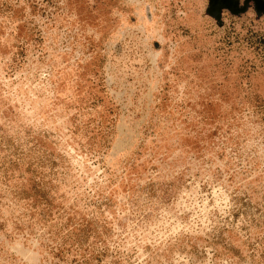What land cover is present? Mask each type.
Instances as JSON below:
<instances>
[{
    "label": "rangeland",
    "instance_id": "rangeland-1",
    "mask_svg": "<svg viewBox=\"0 0 264 264\" xmlns=\"http://www.w3.org/2000/svg\"><path fill=\"white\" fill-rule=\"evenodd\" d=\"M0 264H264V0H0Z\"/></svg>",
    "mask_w": 264,
    "mask_h": 264
},
{
    "label": "trees",
    "instance_id": "trees-1",
    "mask_svg": "<svg viewBox=\"0 0 264 264\" xmlns=\"http://www.w3.org/2000/svg\"><path fill=\"white\" fill-rule=\"evenodd\" d=\"M232 12H235V11H232ZM235 13H238V12H235Z\"/></svg>",
    "mask_w": 264,
    "mask_h": 264
}]
</instances>
